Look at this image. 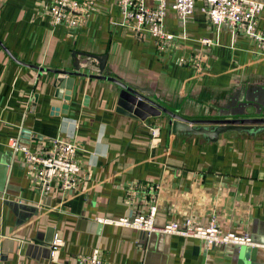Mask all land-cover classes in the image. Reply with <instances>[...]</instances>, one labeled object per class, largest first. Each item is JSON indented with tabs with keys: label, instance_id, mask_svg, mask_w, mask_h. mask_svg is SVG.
I'll list each match as a JSON object with an SVG mask.
<instances>
[{
	"label": "crops",
	"instance_id": "obj_1",
	"mask_svg": "<svg viewBox=\"0 0 264 264\" xmlns=\"http://www.w3.org/2000/svg\"><path fill=\"white\" fill-rule=\"evenodd\" d=\"M51 2L0 0V264H77L95 248L102 264H264L256 245L206 246L101 220L154 204L157 225L190 217L264 243V128L225 130L216 140L173 132L164 113L141 120L117 112L118 85L91 76L100 63L92 55L104 57L103 74L147 87L169 110L220 117L235 94L264 89V53L252 38L213 25L198 2L186 19L169 6L163 28L175 36L160 49L150 33L122 23L117 0L84 3L72 25L52 21ZM74 57L88 74L55 84L54 70H73ZM54 137L75 142L82 178L43 193L8 143L36 149Z\"/></svg>",
	"mask_w": 264,
	"mask_h": 264
},
{
	"label": "built area",
	"instance_id": "obj_2",
	"mask_svg": "<svg viewBox=\"0 0 264 264\" xmlns=\"http://www.w3.org/2000/svg\"><path fill=\"white\" fill-rule=\"evenodd\" d=\"M90 0H52L49 13L54 23L65 21L67 25L76 23L74 14L83 10V4ZM120 8L122 23L129 24L138 33L147 31L154 39L157 47H169L174 34L163 28V19L169 6L176 11L181 19L192 15L196 5L200 2L199 10L213 25H226L252 38L255 46L264 53V27L258 26L259 14L264 11V1L261 0H150L155 5H147L149 0H117ZM208 43V39H203ZM200 57L195 55L196 60ZM158 139V128L152 127L151 140ZM8 145L14 152H21L23 165L27 173L34 176L43 193L50 190L52 183L63 189L76 187L82 178L81 164L78 159V147L74 141L54 137L49 147L30 148L20 143L16 138L9 140ZM158 189L159 184L152 186ZM156 206L151 204L147 213H139L119 218L102 217L108 223H116L145 233L159 231L163 233H177L184 236L204 239L206 246L224 243L251 244L262 247L264 243H257L249 235H238L232 232H222L214 222L208 225L194 224L190 217H186L183 226L176 221L163 225L155 224ZM77 264H102L100 250L95 248L89 254L77 257Z\"/></svg>",
	"mask_w": 264,
	"mask_h": 264
},
{
	"label": "water",
	"instance_id": "obj_3",
	"mask_svg": "<svg viewBox=\"0 0 264 264\" xmlns=\"http://www.w3.org/2000/svg\"><path fill=\"white\" fill-rule=\"evenodd\" d=\"M91 55V54H90ZM100 61L98 72L91 74L94 78L110 80L120 88L117 94L115 110L141 120L147 117H155L161 113L170 117L169 122L173 132H189L203 134L210 140H216L219 133L225 130H250L264 128V89L249 92H239L227 105V110L220 117L207 119H193L169 110L166 106L155 100L153 91L147 87H141L132 82L121 80L117 77L103 74L104 57L92 55ZM73 70H54L58 73L55 84L64 81L72 83L76 76H85L88 73L79 71L81 64L74 57ZM65 75L66 77H61ZM67 82V83H68ZM60 84V83H59ZM65 98H69L66 95ZM145 233V232H144Z\"/></svg>",
	"mask_w": 264,
	"mask_h": 264
}]
</instances>
